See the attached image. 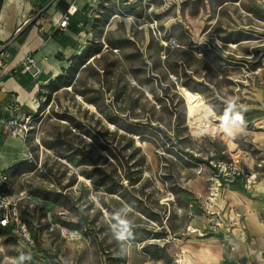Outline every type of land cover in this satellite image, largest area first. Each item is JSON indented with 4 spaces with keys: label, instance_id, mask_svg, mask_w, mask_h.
I'll list each match as a JSON object with an SVG mask.
<instances>
[{
    "label": "rangeland",
    "instance_id": "1",
    "mask_svg": "<svg viewBox=\"0 0 264 264\" xmlns=\"http://www.w3.org/2000/svg\"><path fill=\"white\" fill-rule=\"evenodd\" d=\"M53 2L21 0L22 29L0 43L18 52L13 44L35 20L24 23L50 19ZM71 8L75 56L58 57L54 81L23 85L26 97L36 91L20 108L21 120L31 117L25 151L3 159L0 149V214L16 204L27 229H0V264H198L211 244L219 263L264 264V241L247 220L264 233V191L246 190L252 174L264 180V0H75ZM178 85L199 92L215 122L243 125L234 135L241 156L218 134L193 131ZM8 135L0 130V148ZM243 218L254 236L244 242L231 234Z\"/></svg>",
    "mask_w": 264,
    "mask_h": 264
},
{
    "label": "crops",
    "instance_id": "2",
    "mask_svg": "<svg viewBox=\"0 0 264 264\" xmlns=\"http://www.w3.org/2000/svg\"><path fill=\"white\" fill-rule=\"evenodd\" d=\"M53 4H54L53 7H51L47 11V14L49 15V18H50V19H47L45 22L47 27H48V24L52 23L54 21V19H57L61 14L66 13L67 11L72 12L71 5L75 4V0H54ZM26 10H27V7H25V8L23 7V9L21 8V0H17L16 4L12 3L7 7L6 6L4 7V2H3V4L0 7V38L6 39L12 33H14V31L16 30V27H18L20 25V23L22 24V22L24 21V19L26 17L25 16ZM70 17H71V14H70ZM11 19H13V20H11ZM6 20H9V21H6ZM14 21H15V24H14ZM12 22H13V24H12ZM6 27H9V28H6ZM2 29H3V31H2ZM4 31L7 35L5 33H3ZM47 35L48 34H46V33H41L39 31L38 27L37 28L35 26L26 27L23 30V32L21 33L20 38L17 40L18 44L17 43L15 45L13 44V47L14 48L19 47L18 50L21 52L32 53L36 59V62L38 64L39 68L41 69V72H40L37 79L39 81L42 79L46 80L49 78L48 75L50 74V75H53V77H51V79H49V82H52V81H54V78L56 76H58V74L61 72V69L63 68V64H62L63 60L58 59V57L60 58L63 56L64 58H69L70 56L74 55L75 53H73V52H75L76 45L79 44L80 39H79V35H77L76 32H74V30L71 29L70 25L64 30V32L55 33L50 38H48ZM10 52L13 53L14 52L13 49ZM60 54H62V55H60ZM44 55L46 56V58H44L45 57ZM76 56H77V54H76ZM17 60L18 59H16V58L9 60L7 68L13 66L17 62ZM55 74H57V75H55ZM3 79H5V80H2V82L0 84V106H1L0 107V120L8 118L9 115H12L11 111L7 112L4 109V107L6 105L11 104L13 101H17L20 105V108H21V106L24 102H27V104H30L29 100L33 96L34 92H36L35 88H34L28 97L23 96L15 88V84L20 88V90H21V88H23V85H26L28 82H30V83L34 82L35 84H37L35 82V79H30L26 75H21L20 77L10 75V76H5ZM39 81H37V82H39ZM40 86H39V88H40ZM18 114H21L20 110H19ZM3 129H4V126L0 121V130H3ZM11 136L8 135L7 139H8V137H11ZM12 137H14V136H12ZM16 138H18V137H16ZM259 182L260 183L258 186H261V184L264 185V180L259 181ZM246 190L250 193L253 191H264V189L262 187L255 188V187H253V185L249 189H246ZM249 218H251L252 220L254 219L253 221L257 222V225H255V226L252 225L250 223ZM247 220L249 221L250 227H252L254 230H256L257 233H259V234H257L258 240L264 241V233H262V230H261L262 226H261L260 222L258 220H256L254 218V216H252V215L251 216L248 215ZM237 221H238V219H237ZM244 222H245V220L243 218V224H244L245 228H242L241 222L238 221V222L234 223L235 227L232 229L233 233H231V234H234L236 236V238L239 239V241L245 240L248 236H250L251 238H254V236L250 235L247 224ZM240 234H241V236H240ZM239 241H237V243H238L237 245H240L243 247V250H244L245 255H246V259L248 260V262H250L253 258L249 255L246 246H244L242 242L239 243ZM230 244L233 247L232 242H230ZM200 248L202 250H204L203 251L204 253H201L199 255L198 261H197L198 264H238L237 260L233 259L234 256L230 258L228 263H225V262L223 263V261L219 263V261H216L215 260L216 256L219 255L220 252L215 253V249H217V247H214V245H212V244L207 245V247H200ZM206 248H207V250L205 251ZM224 248L229 249L228 246L224 247ZM207 251H209V252H207ZM263 251L264 250H262V252ZM210 254L214 255V256H210ZM231 254L233 255V253H231ZM183 262H185V261H183ZM184 264H186V263H184Z\"/></svg>",
    "mask_w": 264,
    "mask_h": 264
},
{
    "label": "bare ground",
    "instance_id": "3",
    "mask_svg": "<svg viewBox=\"0 0 264 264\" xmlns=\"http://www.w3.org/2000/svg\"><path fill=\"white\" fill-rule=\"evenodd\" d=\"M7 2H8V0L6 1L5 6H6V4H8ZM92 4L95 6L96 5V1H93ZM23 6H24V4H21V8L22 9H23ZM116 18H118V15H114L113 16V18L111 19L110 24H112L115 21ZM11 20H13V19H11ZM6 21H9V20H6ZM15 21H14V24H15ZM12 24H13V22H12ZM20 25H21V23H20ZM6 28H9V27H6ZM2 31H3V29H2ZM3 33H5V31ZM242 43H245V42H242ZM238 45L239 44H236V43H229L228 44V46L229 47H232V48L237 47ZM108 46L109 45H106V47L103 50H100L99 52H97L98 54L95 55V58L100 57L106 51V49H107ZM86 66L87 65H85L84 68ZM260 70L261 69H259V71ZM55 75H57V74H55ZM3 80H5V79H3ZM37 85L38 86H40V85L43 86V85H46V83H44L43 80H40ZM15 88L23 96L27 95V92L24 89H22V88L20 90V88L16 84H15ZM64 90H68V91L70 90V91H72L71 84H70L69 87L66 86L64 88ZM177 90H178V94L180 95V97L182 98L183 103H184L186 123L189 124L190 126H192L193 131L195 133H197V134H199V133L200 134H202V133H208L210 135L218 134L219 137L223 140V142H224V144H225V146L227 148V151L232 156H234V157L235 156L236 157L241 156L242 151L239 149L238 144L235 142L234 135L241 134V133H243V132L246 131L244 129L243 125L240 124V123H235V122H215L213 120V117L216 116L215 111L213 110V108H211V106H209L205 102V100L203 99V97L201 96V94L199 92L194 91V90H191L190 88H188V87H186L184 85H178ZM77 97H78L79 100H81V103L83 102L89 108H94V106H93L92 103L85 102L80 95H77ZM29 102H30V100H29ZM18 148H21V151H23V152L25 151L24 150L25 149L24 148V144H23L22 140L20 138H16V137H12V136L11 137H8V139L6 140V142H4L2 144V147L0 148L1 149L2 158L3 159H6L10 154H12V152L17 151ZM41 149L42 150H45V148L43 147V145H42ZM211 179L213 180L214 185H213V187L211 189L212 192L210 193V197H208V199L210 201V204H212V202H216L217 201V199L215 200L214 194H215V191H219L218 185H219V183H221V181L219 182V179L217 177H215V176L212 177ZM250 180L252 181V183H254L253 184V187H255V188L262 187L264 189V185L263 184H261V186H258L260 182H258V180L256 179V175L255 174H252L251 175ZM245 185H244V187H245ZM241 189H242V187H241ZM228 191L229 192H232L231 190H228ZM259 193H261V192H259ZM259 193H258V195H259ZM258 195H254V196H258ZM235 217H237L236 214H235ZM249 220H250V223L252 225H254V226L257 225V222L253 221L254 219L252 220L251 218H249ZM249 226H250V224H249ZM250 228L253 229L252 227H250ZM193 231H195V230H193ZM240 236H241V234H240ZM206 250H207V248L205 249V251ZM207 252H209V251H207ZM210 256H211V254H210ZM260 259L264 261V259L262 257H260ZM185 260L191 261L188 255L186 256V259ZM179 262H182V259L179 258Z\"/></svg>",
    "mask_w": 264,
    "mask_h": 264
},
{
    "label": "built area",
    "instance_id": "4",
    "mask_svg": "<svg viewBox=\"0 0 264 264\" xmlns=\"http://www.w3.org/2000/svg\"><path fill=\"white\" fill-rule=\"evenodd\" d=\"M70 14L71 13L69 11L61 14L57 19H54L52 23L48 24V27L45 24L47 19H42L41 17L32 18L29 21H26L24 25L35 20L34 25L38 27L41 33L48 34L47 37L50 38L55 33L64 32V30L70 25ZM21 29L22 27L18 26L13 34L18 35ZM9 48H11V44L5 43V41H1L0 43V84L5 76H10V75L16 76V77H20L21 75H26L30 79H36V77L39 76L41 69L39 68L33 54L27 53V52H21V51H18L15 54L14 53L12 54V52L8 50ZM14 58L18 59L17 62L13 66L7 68L9 60H12ZM44 58H46V56ZM4 109L7 112L11 111V114H12V115H9L8 118L0 120L4 126V129H7L11 133L12 136L18 137L22 141H25L27 137L29 136V130H30L29 123H30L31 117L27 115L24 119L21 120V114H18L20 110V105L17 101H13L11 104L6 105ZM252 185H253L252 181L248 179L246 188L249 189ZM220 186H221V183H219L218 187ZM214 197L216 200L218 197V191H215ZM0 205H2V202H0ZM214 209L211 211V213L216 212L218 214V212L214 211ZM10 225L20 226V231H22L23 233H27V229L25 225L24 224L22 225L19 219L16 204H12L10 207H8L6 212L0 214V228L6 229ZM242 228H244V226H242ZM63 233L66 234V231H63ZM229 249L232 250L233 247L230 246Z\"/></svg>",
    "mask_w": 264,
    "mask_h": 264
},
{
    "label": "trees",
    "instance_id": "5",
    "mask_svg": "<svg viewBox=\"0 0 264 264\" xmlns=\"http://www.w3.org/2000/svg\"><path fill=\"white\" fill-rule=\"evenodd\" d=\"M55 80V79H54Z\"/></svg>",
    "mask_w": 264,
    "mask_h": 264
}]
</instances>
